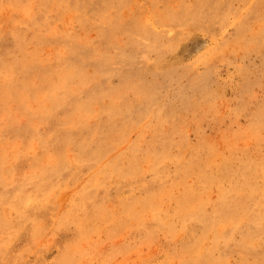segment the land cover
Here are the masks:
<instances>
[{
    "label": "rangeland",
    "instance_id": "obj_1",
    "mask_svg": "<svg viewBox=\"0 0 264 264\" xmlns=\"http://www.w3.org/2000/svg\"><path fill=\"white\" fill-rule=\"evenodd\" d=\"M0 264H264V0H0Z\"/></svg>",
    "mask_w": 264,
    "mask_h": 264
}]
</instances>
